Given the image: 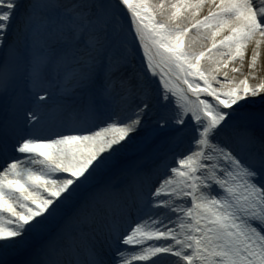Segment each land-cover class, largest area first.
<instances>
[{"label":"snow or ice","instance_id":"obj_1","mask_svg":"<svg viewBox=\"0 0 264 264\" xmlns=\"http://www.w3.org/2000/svg\"><path fill=\"white\" fill-rule=\"evenodd\" d=\"M262 47L264 0H0V264H264Z\"/></svg>","mask_w":264,"mask_h":264},{"label":"bare ground","instance_id":"obj_2","mask_svg":"<svg viewBox=\"0 0 264 264\" xmlns=\"http://www.w3.org/2000/svg\"><path fill=\"white\" fill-rule=\"evenodd\" d=\"M257 3H259V0H257ZM190 36H195V33H190ZM197 47H199V42L197 43ZM249 51H251V49H249ZM260 63L264 64V47H262V54H261V58H260Z\"/></svg>","mask_w":264,"mask_h":264}]
</instances>
